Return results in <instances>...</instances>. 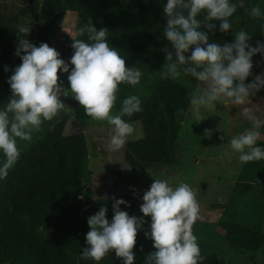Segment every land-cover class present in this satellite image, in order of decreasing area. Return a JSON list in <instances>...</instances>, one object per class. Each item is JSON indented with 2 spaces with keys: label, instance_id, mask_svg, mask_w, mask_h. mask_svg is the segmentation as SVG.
<instances>
[{
  "label": "clouds",
  "instance_id": "1",
  "mask_svg": "<svg viewBox=\"0 0 264 264\" xmlns=\"http://www.w3.org/2000/svg\"><path fill=\"white\" fill-rule=\"evenodd\" d=\"M238 8L250 11L252 17L262 15L259 6L247 9L245 0H167L164 5L163 35L171 47L161 50L166 56L161 75L176 80L183 74L203 85L202 89L197 87L189 93L191 111L198 121L204 120L202 109H213L225 99L243 106L264 89V73L246 83L253 73V57L264 54V42L257 41L253 46L252 36L243 29L234 34V42H210L209 32L217 30L213 21L219 22L220 32H229L231 18ZM79 31L81 35L87 34V40L73 39L70 64L48 43L37 46L28 38H18L15 55L22 63L8 79L11 95L0 107V152L4 156L0 179L7 177L21 156L18 140L30 141L45 121L58 117L65 110L63 97L70 93L88 117L113 126L109 145L113 151L122 149L134 133L133 125L124 117L142 111L141 99L128 96L119 111L114 110L120 85L139 84L142 70L129 67L126 57L110 45L107 27L98 30L90 19ZM19 32L28 37L31 26H21ZM61 71L70 72L67 76L70 88L63 86ZM183 112L181 108L177 115ZM242 114L252 127L233 137L230 147L240 154L241 162L262 160L264 148L257 146V142L264 119L248 106L242 108ZM112 199L115 203L111 220L106 205L88 218L90 231L86 234L87 246L83 247L81 258L99 264L114 252L124 264H134V249L145 220L121 209L127 201L114 196ZM142 199L140 211L144 217H151V230L145 235L154 242L155 248L146 257V264H202L206 257L201 254L194 234L201 209L198 195L190 184L180 182L173 186L167 179H154Z\"/></svg>",
  "mask_w": 264,
  "mask_h": 264
},
{
  "label": "trees",
  "instance_id": "2",
  "mask_svg": "<svg viewBox=\"0 0 264 264\" xmlns=\"http://www.w3.org/2000/svg\"><path fill=\"white\" fill-rule=\"evenodd\" d=\"M39 12L38 30L43 33L62 19L69 0H37ZM93 6V18L101 26L114 31L117 50L131 65L137 52L155 42L163 43L166 38L163 29L166 17L163 11L167 0H84ZM235 1V0H234ZM246 8L248 2L245 0ZM34 6L24 5L16 13H7L0 4V85L10 89L8 79L15 68L22 63L15 55L18 38L33 42L19 32L21 19L31 16ZM123 9L137 25L127 30L116 21L110 12ZM239 15L249 28L254 46L264 42V5L259 18L252 17L245 8H238ZM217 30L209 32L210 42L223 44L234 42L231 30L219 31V22L213 21ZM203 31H208L204 29ZM81 39L87 40V35ZM259 53L253 57V62ZM7 67L8 70H5ZM247 82V81H246ZM142 111L133 114L134 121L147 122L145 131L154 133L151 139L130 141L125 150L124 160L131 167L139 168L156 161L164 148L172 149L178 134V120L183 119L190 104L189 93L177 82L158 81L141 98ZM183 108L184 112L177 115ZM88 149L83 132L56 133L52 129L43 137L32 141L9 174L4 178L0 190V258L10 264H97L92 259L75 260L79 245L76 214H96L107 206L108 219L114 215V200L109 203L88 200L82 202L83 173ZM145 191L123 192L115 196L123 199L122 210L130 215L143 217V228L138 233L134 249V264H146V257L155 251L154 242L145 235L150 232L151 217H144L140 211ZM130 205V206H129ZM264 200L251 194L240 195L235 201V213L222 223L225 234H214L209 241L200 242L201 254L206 257L202 264H227L217 258L216 247L220 240L235 248L264 250ZM80 226V225H79ZM40 227L47 230L44 234ZM211 245V246H210ZM99 264H124L123 260L110 252Z\"/></svg>",
  "mask_w": 264,
  "mask_h": 264
},
{
  "label": "rangeland",
  "instance_id": "3",
  "mask_svg": "<svg viewBox=\"0 0 264 264\" xmlns=\"http://www.w3.org/2000/svg\"><path fill=\"white\" fill-rule=\"evenodd\" d=\"M247 2L248 9L259 6L262 12L264 0H247ZM38 3L37 0H32V3L28 0H0L3 10L10 14L16 13L19 7L25 4L34 6L31 9L33 19L29 16L23 17L21 26H31V32L34 35L32 43L37 46L41 42L48 43L61 53L62 59L70 64V58L74 52L71 47L73 39H81L82 36L79 29L90 19L98 30L102 28L92 16L93 6L84 0H69L67 10L60 22L41 33L38 30L39 26L34 24L38 21V15L34 12L35 9L39 12L40 4ZM110 15L127 30L137 28L123 9H113ZM231 22L233 35L241 29L250 34L249 28L236 13L231 18ZM115 36L114 31L109 29L108 41L117 49ZM165 47H171L168 41L152 43L137 52L132 65L127 63L129 67L140 68L142 77L136 86L120 85L114 111H119L123 99L131 95L141 98L158 81L177 82L188 93L197 87L203 88V85L191 76L181 74L180 78L173 80L161 75L163 65L166 63V56L161 50ZM253 64L252 76L246 83H251L256 75L264 73V54L259 53ZM71 67L70 65V71ZM68 74L61 71L60 79L64 87L70 88ZM10 95L11 90L0 85V107H3ZM63 99L65 110L52 121H45L41 130L33 133L30 141L18 140V144L23 152L32 141L43 137L50 129L53 132L65 134L83 132L87 142L88 156L82 177L83 191L80 195L82 202L93 200L109 203L113 200L112 197L119 193L133 190L147 191L154 179H167L173 186L186 182L197 193L200 203L201 218L194 224V234L200 243L209 241L214 234H225L222 223L234 215L235 201L240 195L248 193L264 200V159L241 162L240 154L230 147V140L233 137L252 127V123L242 114L243 107L253 108L255 113L264 119V89L250 97L248 103L243 106L231 104V101L225 99L217 102L213 109H202L201 114L204 119L202 121L196 120L189 104L185 117L178 120V134L173 148H164L158 153L156 161L139 168L127 164L124 155L128 142L142 138L151 139L155 136L154 133L145 131L147 122L124 117L133 125L134 133L128 137L122 149L113 151L109 146L113 126L106 121H95L88 117L79 102L71 97V93ZM259 131L261 138L257 146L264 148V127ZM3 160V153L0 152V164ZM3 181L4 178L0 179V190ZM92 215V212L81 210L76 214L79 245L74 255L75 260L82 255L83 247L87 246L86 234L90 231L87 221ZM40 230L47 234L44 227H40ZM215 247L217 258L227 264H264V250L249 251L235 248L223 239ZM0 264L10 263L3 262L0 258Z\"/></svg>",
  "mask_w": 264,
  "mask_h": 264
},
{
  "label": "water",
  "instance_id": "4",
  "mask_svg": "<svg viewBox=\"0 0 264 264\" xmlns=\"http://www.w3.org/2000/svg\"><path fill=\"white\" fill-rule=\"evenodd\" d=\"M29 3H32V0H28Z\"/></svg>",
  "mask_w": 264,
  "mask_h": 264
}]
</instances>
